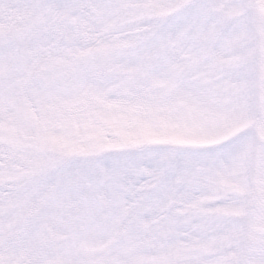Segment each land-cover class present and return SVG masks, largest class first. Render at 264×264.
Wrapping results in <instances>:
<instances>
[{"label":"snow or ice","instance_id":"obj_1","mask_svg":"<svg viewBox=\"0 0 264 264\" xmlns=\"http://www.w3.org/2000/svg\"><path fill=\"white\" fill-rule=\"evenodd\" d=\"M0 264H264V0H0Z\"/></svg>","mask_w":264,"mask_h":264}]
</instances>
